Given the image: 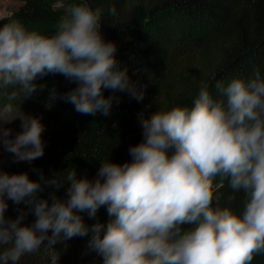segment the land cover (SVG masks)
Masks as SVG:
<instances>
[{"label": "clouds", "instance_id": "clouds-1", "mask_svg": "<svg viewBox=\"0 0 264 264\" xmlns=\"http://www.w3.org/2000/svg\"><path fill=\"white\" fill-rule=\"evenodd\" d=\"M115 16V7L109 9ZM102 10L89 0L65 8L54 34L30 30L17 20L0 25V153L31 163L44 155V125L16 116L13 101L30 98L35 81L59 74L77 86L60 98L82 115L108 116L116 92L143 99L116 58L117 47L101 33ZM214 87L220 98H214ZM12 91L5 96L4 89ZM110 90L113 95L105 96ZM6 99L7 103L3 101ZM19 118L13 135L6 124ZM143 139L124 163L102 159L94 179L66 175L33 180L0 166V264H20L61 239L85 237L103 264H253L264 256V77H234L214 85L201 81L191 106L139 114ZM2 165V160H0ZM215 188L228 180L241 194L239 211L219 205ZM68 185L65 198L56 191ZM52 189L49 198L41 193ZM17 208L6 217L8 202ZM106 206L107 224L87 226ZM31 214L34 221L24 224ZM50 233V234H49ZM63 234V235H61ZM45 241L47 243L45 244ZM51 255L50 264H58Z\"/></svg>", "mask_w": 264, "mask_h": 264}, {"label": "trees", "instance_id": "trees-1", "mask_svg": "<svg viewBox=\"0 0 264 264\" xmlns=\"http://www.w3.org/2000/svg\"><path fill=\"white\" fill-rule=\"evenodd\" d=\"M21 5L8 16L0 18V25L17 20L30 30L52 35L65 8L76 0H19ZM92 8L102 10L101 33L106 41L117 47L116 58L127 69L130 82L143 99L130 98L116 92L119 103L113 102L111 113L103 116L82 115L60 97L77 84L59 74H48L35 82L38 88L26 100L12 103L18 112L38 117L44 125L42 139L44 155L35 161L14 163L9 154L3 169L8 173L27 172L38 180L37 171L45 177L53 173L66 175L76 170L78 177H96L101 160L129 161L130 146L143 139L139 114L150 116L157 110L174 106H191L201 81L214 85L229 82L234 77L251 79L257 68L264 77V0H89ZM115 7L112 16L109 9ZM12 91L4 89L5 96ZM214 98H220L214 87ZM107 97L113 95L105 90ZM7 103L6 99L3 101ZM21 130V121H14ZM14 132V134L16 133ZM221 207L239 211L241 194L234 193L225 179L215 188ZM68 185L56 191L65 198ZM52 189L41 193L49 198ZM8 202L6 217L18 215L17 206ZM91 227L110 219L106 206L90 218L88 212L79 213ZM29 214L24 224H31ZM50 234V233H49ZM63 235V234H61ZM88 236L61 239L53 250L42 247L37 253L24 256L20 264H50L51 255H59L58 264H103V258L88 248ZM47 241H45V244ZM253 264H264V256L255 257Z\"/></svg>", "mask_w": 264, "mask_h": 264}, {"label": "rangeland", "instance_id": "rangeland-1", "mask_svg": "<svg viewBox=\"0 0 264 264\" xmlns=\"http://www.w3.org/2000/svg\"><path fill=\"white\" fill-rule=\"evenodd\" d=\"M20 5H21V1H19V0H0V18H2L4 16H8L13 11L17 10ZM16 116H18V112L14 108V112H13L12 116L6 117V119H12ZM15 120H13L11 123L5 125L6 127L13 129V135H14V132H16V130H17L16 125H14ZM8 155H9V153H7V152L0 153V160H2V165L5 162L4 161L5 157H7ZM2 165H0V166H2Z\"/></svg>", "mask_w": 264, "mask_h": 264}]
</instances>
